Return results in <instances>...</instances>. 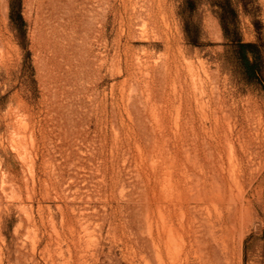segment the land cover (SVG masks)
Listing matches in <instances>:
<instances>
[{"label":"rangeland","instance_id":"obj_1","mask_svg":"<svg viewBox=\"0 0 264 264\" xmlns=\"http://www.w3.org/2000/svg\"><path fill=\"white\" fill-rule=\"evenodd\" d=\"M0 264H264V0H0Z\"/></svg>","mask_w":264,"mask_h":264},{"label":"trees","instance_id":"obj_2","mask_svg":"<svg viewBox=\"0 0 264 264\" xmlns=\"http://www.w3.org/2000/svg\"><path fill=\"white\" fill-rule=\"evenodd\" d=\"M11 11H12V18H13V13L17 11V14H18L20 20H22V16H21V12H20V5L19 6L17 5V7L12 5ZM223 28H224V31L226 32L227 27L225 25H223ZM245 63H246L247 69L251 72L253 70L254 66L250 62L249 58L245 57Z\"/></svg>","mask_w":264,"mask_h":264},{"label":"bare ground","instance_id":"obj_3","mask_svg":"<svg viewBox=\"0 0 264 264\" xmlns=\"http://www.w3.org/2000/svg\"><path fill=\"white\" fill-rule=\"evenodd\" d=\"M144 101V100H143ZM144 110V109H143ZM186 114V113H185ZM187 129V128H186ZM251 136V135H250ZM229 162V161H228ZM221 166V165H220ZM178 181V180H177ZM170 183V182H169ZM175 183V182H174ZM171 185V184H170ZM191 190V189H190ZM214 197V196H213ZM159 210V209H158ZM172 238V237H171ZM177 246V245H176ZM201 255V254H200ZM181 263V262H180Z\"/></svg>","mask_w":264,"mask_h":264}]
</instances>
